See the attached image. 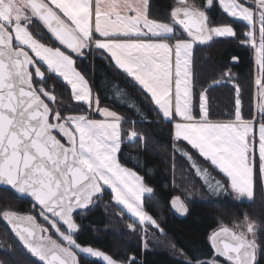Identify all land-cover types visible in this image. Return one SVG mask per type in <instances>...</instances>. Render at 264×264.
<instances>
[{"label":"snow or ice","instance_id":"obj_1","mask_svg":"<svg viewBox=\"0 0 264 264\" xmlns=\"http://www.w3.org/2000/svg\"><path fill=\"white\" fill-rule=\"evenodd\" d=\"M217 5L234 21L246 22L242 33L213 24L209 12ZM169 16L170 22L152 17L150 0H0V187L30 198L48 227L36 215L13 210H3L0 220L40 264H81V255L102 264H135V257L119 261L75 238V216L106 191L141 224L162 231L143 207L153 188L120 160L124 136L139 139V134L125 132L123 118L100 106L98 94L78 70L77 60L93 53L130 77L161 118L173 124L175 140L187 142L226 178L209 179L207 169L180 149L209 191L253 200L257 187L264 189V0H204L203 5L177 0ZM34 21L58 46L34 34ZM221 37L239 39L256 53L259 119L244 118L238 86L234 118H210L208 88L197 89L193 52L196 44ZM46 73L62 78L74 100L102 118L65 115L55 86L45 87ZM222 76L231 79L230 70ZM218 83L214 79L209 87ZM117 93L127 95L119 87ZM170 204L181 215L189 212L180 197ZM262 231L264 226L245 216L232 227L222 225L209 239L225 264H260Z\"/></svg>","mask_w":264,"mask_h":264},{"label":"trees","instance_id":"obj_2","mask_svg":"<svg viewBox=\"0 0 264 264\" xmlns=\"http://www.w3.org/2000/svg\"><path fill=\"white\" fill-rule=\"evenodd\" d=\"M197 2L203 5L204 0ZM150 3L152 17L170 22L169 13L177 0H150ZM209 15L214 25L231 24L238 34L244 31L246 22L234 21L218 5ZM31 30L38 34L42 42L58 46L40 22L34 21ZM179 35L185 36L182 30ZM234 57L238 60L234 61ZM254 65L253 48L242 45L239 39L221 37L214 38L209 44L195 45L193 69L199 82L197 89L202 86L208 88L211 119L234 118L237 86L242 100V114L245 119L253 118ZM77 67L89 80L95 94H98L100 106L121 115L125 132L134 129L139 134V139L132 140L124 136L120 160L140 173L153 188V193L144 198L145 209L159 222L162 228L159 234L168 238L186 258L163 249L145 250V235L149 230L156 229L151 224H141L133 219L114 202L108 191L88 210L75 216L79 225L75 238L79 243L98 247L119 261H130L135 257V264H211L213 259L223 261L215 256L209 239L212 231L221 224L232 227L247 216L264 226V189L258 186L253 200L235 199L230 193L215 196L205 185L204 179L192 169L190 161L180 153V149L187 150L222 182H226V178L191 149L187 142L175 140L173 124L161 118L154 104L130 77L107 59H101L97 53L90 55L87 60L78 59ZM228 70L231 79L222 76ZM214 79L219 81L218 85L209 87ZM53 85L58 106L65 115L86 113L94 118L101 117L83 102H76L70 86L62 78L46 73L45 87L52 88ZM117 87L127 95L118 94ZM0 190L3 191H0L2 205H13L22 212L29 210L31 201L6 188ZM175 196H180L189 209L185 217L177 216L172 209L170 201ZM2 224L17 243L13 250L3 247L2 251L7 256L5 264H40L37 258L25 250L10 227L4 221ZM129 225H133L135 230ZM49 234L56 238L52 233ZM259 239L264 247V231L259 234ZM80 258L81 264H102L100 260L86 255ZM259 260L260 264H264V257Z\"/></svg>","mask_w":264,"mask_h":264},{"label":"rangeland","instance_id":"obj_3","mask_svg":"<svg viewBox=\"0 0 264 264\" xmlns=\"http://www.w3.org/2000/svg\"><path fill=\"white\" fill-rule=\"evenodd\" d=\"M223 25H230V26H232L233 28H234V26L233 25H231V24H223ZM235 29V28H234ZM253 51H254V49H253ZM254 57H255V65H254V77H255V80L258 78V76H259V66H258V64L256 63V53H255V51H254ZM257 93H258V86L255 84V87H254V93H253V95H254V110H255V113H254V116L253 117H256L257 119H259V117H258V114H257V109H256V104L258 103V95H257ZM105 107V106H104ZM108 108V107H107ZM110 109V108H109ZM110 110H112V109H110ZM114 111V110H113ZM116 112V111H115ZM118 113V112H117ZM119 114V113H118ZM120 115V114H119ZM121 116V115H120ZM94 118V117H93ZM102 117H100V118H96V119H101ZM252 119V118H251ZM256 131H257V135H258V126H257V129H256ZM130 139V138H129ZM132 139H134V138H131L130 140H132ZM200 165V164H199ZM126 166V165H125ZM201 167H203V168H205V169H207V171L210 173V176H209V179H211V180H219V181H221L219 178H217L216 176H214L212 173H211V171L208 169V168H206V167H204V166H202V165H200ZM127 167H129V166H127ZM129 168H131V167H129ZM131 169H133V168H131ZM133 170H135V169H133ZM136 171V170H135ZM140 174V173H139ZM141 175V174H140ZM201 176V175H200ZM203 179H204V177L203 176H201ZM222 182V181H221ZM146 183V182H145ZM147 184V183H146ZM148 185V184H147ZM149 187H151L150 185H148ZM152 188V187H151ZM1 191V190H0ZM3 191H1V193H2ZM228 194V193H227ZM146 195H150V194H145V196ZM215 195V194H214ZM222 195H225V194H219V195H215V196H222ZM230 195H232L235 199H239V200H249V199H247V198H236L235 196H234V194H232V193H230ZM145 198V197H144ZM115 202V201H114ZM116 203V202H115ZM117 204V203H116ZM117 205H119V204H117ZM126 213H128L127 212V210L122 206V205H119ZM143 207H144V210L146 211V209H145V206L143 205ZM3 210H13V211H17V212H19L13 205H10V204H8V205H2L1 203H0V213H2V211ZM39 212V210L38 209H33V210H29L28 211V214L30 213V214H32V215H36L37 216V220H38V222L39 223H41L42 225H44L45 227H48V225L37 215V213ZM147 212V211H146ZM149 215H151L149 212H147ZM133 219H135L136 221H138V218L137 217H134V216H132L130 213H128ZM152 216V215H151ZM153 217V216H152ZM155 220H156V218L155 217H153ZM2 222H3V220H0V223H1V225H0V262H3V264H5L6 262H7V256H6V254L2 251V249H3V247L4 248H8V249H10V250H13V246H16L17 245V243H16V239H14V236H12L10 233H9V231L6 229V227H5V225L4 224H2ZM139 222V221H138ZM156 222L159 224V222L156 220ZM160 225V224H159ZM224 226L225 224H221V226ZM154 227V226H153ZM155 228V227H154ZM161 228V227H160ZM156 229V228H155ZM162 229V228H161ZM162 232V231H160V230H149L148 232H147V234L145 235V237H144V246H145V250H148V249H163V250H166V251H168V252H170V253H172V254H175V255H177V256H181V257H184V258H186V256L183 254V253H181L180 251H178L176 248H175V246L173 245V243L168 239V238H166V237H164V236H162V235H160L159 234V232ZM13 232V231H12ZM49 232L50 233H52L54 236H56V234H55V232L54 231H52L51 229H49ZM56 238H58L57 236H56ZM87 246H91V247H93V248H96V249H99V250H102V249H100V248H98V247H95V246H92V245H87ZM102 251H104V250H102ZM14 252H18L17 250H15ZM105 253H107V254H109L108 252H106V251H104ZM109 255H111V254H109ZM112 256V255H111ZM113 257V256H112ZM114 258V257H113ZM96 259V258H95ZM99 260V259H98Z\"/></svg>","mask_w":264,"mask_h":264},{"label":"water","instance_id":"obj_4","mask_svg":"<svg viewBox=\"0 0 264 264\" xmlns=\"http://www.w3.org/2000/svg\"><path fill=\"white\" fill-rule=\"evenodd\" d=\"M210 43V42H209ZM208 43V44H209ZM0 188H3V187H0ZM175 197H180V196H175ZM21 198H23V199H27V200H29V201H31L32 203H33V201L30 199V198H28V197H21ZM174 198V197H173ZM181 198V197H180ZM182 199V198H181ZM183 200V199H182ZM184 201V200H183ZM89 209V208H88ZM88 209H85V210H82V211H79V212H83V211H86V210H88ZM172 209H173V207H172ZM173 211H174V209H173ZM174 213L177 215V216H179V217H185L186 215H181V214H179V213H177L176 211H174ZM224 226H229V225H224ZM221 227V226H220ZM220 227H218L217 229H215V230H213L212 231V233L214 232V231H218L219 229H220ZM229 227H231V226H229ZM211 233V234H212ZM49 234V233H48ZM210 234V235H211ZM210 237V236H209ZM54 238V237H53ZM211 243V242H210ZM214 250V249H213ZM215 254V253H214ZM38 259V258H37ZM223 259V258H222ZM221 264H225V262L224 261H221Z\"/></svg>","mask_w":264,"mask_h":264},{"label":"flooded vegetation","instance_id":"obj_5","mask_svg":"<svg viewBox=\"0 0 264 264\" xmlns=\"http://www.w3.org/2000/svg\"><path fill=\"white\" fill-rule=\"evenodd\" d=\"M28 207H29V210H33L34 208H33V203L32 202H30L29 204H28ZM36 209H38V208H36ZM28 210V211H29ZM39 210V209H38ZM19 211V210H18ZM28 211H26V212H22V211H19V213H21V214H28Z\"/></svg>","mask_w":264,"mask_h":264},{"label":"crops","instance_id":"obj_6","mask_svg":"<svg viewBox=\"0 0 264 264\" xmlns=\"http://www.w3.org/2000/svg\"><path fill=\"white\" fill-rule=\"evenodd\" d=\"M177 29H178V27H177ZM178 34H180V30L178 29ZM79 70V69H78ZM86 77V76H85ZM89 81V80H88ZM90 83V82H89ZM90 86H91V84H90ZM92 87V86H91ZM93 89V88H92ZM93 92H94V90H93ZM94 94H95V92H94Z\"/></svg>","mask_w":264,"mask_h":264}]
</instances>
